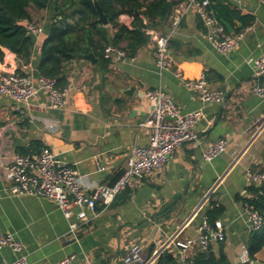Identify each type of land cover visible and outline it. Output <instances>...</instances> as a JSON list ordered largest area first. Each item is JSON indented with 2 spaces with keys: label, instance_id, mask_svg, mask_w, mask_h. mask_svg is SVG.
<instances>
[{
  "label": "crops",
  "instance_id": "crops-1",
  "mask_svg": "<svg viewBox=\"0 0 264 264\" xmlns=\"http://www.w3.org/2000/svg\"><path fill=\"white\" fill-rule=\"evenodd\" d=\"M224 1L252 19L240 30L243 37L232 53H216L202 22L187 11L176 25L170 17L155 30L170 35L168 50L174 61L170 71L156 72L150 39L132 60L111 57L100 64L90 53L92 60L76 58L66 64L68 102L61 109L48 108L40 92L25 104L0 96V166L15 154L43 146L74 169L87 191L114 183L125 168L129 150L148 145L150 129L142 125L151 110L147 91L159 88L181 112H199L193 127L197 140L179 146L159 176L125 189L108 207L98 209L75 239L68 230L77 222V208L66 219L46 199L10 196L0 176V232L21 243L28 264H53L69 255L74 257L72 264H142L125 259L132 247L145 261L161 250L174 257L173 243L194 237L202 219L212 212L225 227V240L212 244L210 251L215 256L223 253L232 264L248 261L250 233L242 203L253 199L252 188L259 186L246 180L245 171L264 167V100L251 92L252 60L264 55V8L254 0ZM52 13L51 5L31 10L32 21L41 25L42 33L30 35L34 44L28 62L5 51L0 70L25 73L36 84L40 45ZM119 22L128 26L131 19L122 15ZM234 24L241 28L238 21ZM178 71L187 78L203 75L208 89L223 93L222 103H201L182 86ZM218 139L227 142L226 151L204 161L203 150ZM262 255L264 250L255 260L263 263ZM16 257L9 249H0V264Z\"/></svg>",
  "mask_w": 264,
  "mask_h": 264
},
{
  "label": "built area",
  "instance_id": "built-area-1",
  "mask_svg": "<svg viewBox=\"0 0 264 264\" xmlns=\"http://www.w3.org/2000/svg\"><path fill=\"white\" fill-rule=\"evenodd\" d=\"M239 1V0H236ZM264 8V0H254ZM210 0H187L175 7L171 16L176 25L182 14L192 11L202 22L206 30V38L213 50L220 55L234 52L243 37V32L229 33L213 13L208 10ZM29 35L38 36L42 27L35 21L26 22ZM147 35L154 42V65L156 72L162 74L170 71L174 66L168 44L170 35H160L154 30H147ZM104 59L123 60L129 58L126 51L106 46L103 50ZM253 85L251 92L257 98L264 100V55L252 60ZM182 86L197 95L203 104H220L224 95L219 90H210L203 75L197 78H187L182 72L176 73ZM40 92L44 96L47 107L61 109L66 106L67 88L56 85L55 80L39 76L36 84L25 73L0 70V96L8 97L15 103H28ZM151 101L148 119L142 125H148L150 133L148 145L133 146L126 155L125 168L121 176L111 185H96L90 191L84 189L77 180L76 172L67 163L58 160L49 149L40 147L28 154H15L12 159L0 166V176L6 183L5 191L8 195L32 196L46 199L59 209L66 219L73 215L77 208V222L69 225L68 236L75 239L81 226L87 224L98 214V209L108 207L115 198L127 188H134L142 180L159 176L167 162L174 155L175 150L188 142L196 141L197 135L193 130L198 121L199 112H181L172 100L161 89L155 88L145 93ZM18 113L21 111L16 108ZM227 142L218 139L206 146L202 158L210 162L226 151ZM246 180L256 186L264 185V172L246 170ZM87 211L91 216H88ZM242 214L250 234L258 232L264 225V218L247 202L242 203ZM225 240V227L219 220L209 221L204 217L197 227L194 237L175 241L174 255L176 264H194L197 252L207 251L214 243ZM7 248L17 257L7 264H28L21 254L23 248L13 235L0 232V249ZM163 250L157 253L156 257ZM153 260L139 257L136 247H132L125 255L126 260L142 264H154ZM74 257L65 256L53 264H72ZM145 261V262H144ZM144 262V263H143Z\"/></svg>",
  "mask_w": 264,
  "mask_h": 264
},
{
  "label": "trees",
  "instance_id": "trees-1",
  "mask_svg": "<svg viewBox=\"0 0 264 264\" xmlns=\"http://www.w3.org/2000/svg\"><path fill=\"white\" fill-rule=\"evenodd\" d=\"M107 19L102 26L93 5V0H0V61L5 51L13 53L22 63L28 62L33 38L26 31V22L31 21V10L41 11L52 6V16L39 50L37 72L39 76L53 79L61 88L66 86L64 66L76 58L92 54L98 63L106 64L103 50L113 46L126 51L129 58L150 40L147 30H158L172 16L176 6L187 0H96ZM216 19L234 29V33L249 26L252 19L240 15L224 0H210L208 6ZM125 15L131 19L127 26L119 22ZM234 21L241 24L236 28ZM109 30L112 31L111 35ZM18 154L24 155L25 151ZM264 172V167L262 170ZM255 197L244 200L264 218V185L252 188ZM216 212L208 214L209 221ZM250 264L264 250V225L250 234L246 246ZM194 264H232L223 253L215 256L210 248L197 252ZM154 264H176L173 255L164 250Z\"/></svg>",
  "mask_w": 264,
  "mask_h": 264
},
{
  "label": "water",
  "instance_id": "water-1",
  "mask_svg": "<svg viewBox=\"0 0 264 264\" xmlns=\"http://www.w3.org/2000/svg\"><path fill=\"white\" fill-rule=\"evenodd\" d=\"M93 5H94V8L96 10V13H97V16H98V21L99 23L102 25V26H106L107 25V19L105 17V15L102 13L100 7L98 6V3L96 0H93ZM224 27L226 28V30L231 33L232 30L231 28L227 25V24H224ZM87 59H90L92 60V55L91 54H87L85 56ZM250 264H264L262 262H259L257 260H254V261H251Z\"/></svg>",
  "mask_w": 264,
  "mask_h": 264
},
{
  "label": "rangeland",
  "instance_id": "rangeland-1",
  "mask_svg": "<svg viewBox=\"0 0 264 264\" xmlns=\"http://www.w3.org/2000/svg\"><path fill=\"white\" fill-rule=\"evenodd\" d=\"M260 259H262L264 261V255L260 256ZM264 263V262H263Z\"/></svg>",
  "mask_w": 264,
  "mask_h": 264
}]
</instances>
